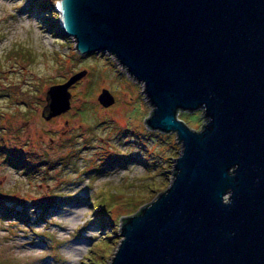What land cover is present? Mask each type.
Instances as JSON below:
<instances>
[{
	"label": "water",
	"instance_id": "water-1",
	"mask_svg": "<svg viewBox=\"0 0 264 264\" xmlns=\"http://www.w3.org/2000/svg\"><path fill=\"white\" fill-rule=\"evenodd\" d=\"M80 54L116 56L144 83L147 124L183 151L171 184L132 216L110 264H264V0H59ZM87 69L51 85L41 116L72 107ZM105 107L115 98L99 95ZM204 110L192 129L180 110Z\"/></svg>",
	"mask_w": 264,
	"mask_h": 264
},
{
	"label": "rangeland",
	"instance_id": "rangeland-1",
	"mask_svg": "<svg viewBox=\"0 0 264 264\" xmlns=\"http://www.w3.org/2000/svg\"><path fill=\"white\" fill-rule=\"evenodd\" d=\"M49 17L33 0H0V125L9 144L0 152V202L14 210L0 215V264H110L123 217L171 184L183 144L148 126L154 106L144 83L116 56L80 54ZM85 69L70 88L72 107L41 116L47 89ZM106 89L115 98L107 107L99 101ZM178 116L198 131L206 123L202 108ZM13 150L25 162L35 154L40 166L18 167Z\"/></svg>",
	"mask_w": 264,
	"mask_h": 264
},
{
	"label": "trees",
	"instance_id": "trees-1",
	"mask_svg": "<svg viewBox=\"0 0 264 264\" xmlns=\"http://www.w3.org/2000/svg\"><path fill=\"white\" fill-rule=\"evenodd\" d=\"M33 4L37 5L40 9H43L45 13H48L50 15V17L47 19L50 21V23H49L50 26L57 28V29L61 28L60 14L56 10L55 0H33ZM24 97L26 99H29V100L32 98L31 95L29 94V92H25ZM0 121H1V119H0ZM7 142H8V139L5 138L4 128L0 125V145H1L0 146V152L1 153H5V152L9 151L6 149V147H8V145H9ZM9 153H10L11 158L17 159L18 162L16 163V165L18 167L19 166L23 167V168L25 167V168H27L28 171L29 170L34 171L35 169H37L40 166V163L39 164L33 163L34 160L39 159V157H37L35 154H29V157H31V160H29V162H25L21 158H17V156L19 155L18 150H15V151L13 150L12 152H9ZM7 159H9V158H7ZM52 165H53L52 163L48 164L49 169H50V167H53ZM46 209H48V208H46ZM11 211L13 212L14 210H10V209L6 208L0 202V215L5 216V217H9V213H11ZM20 214H22V212L21 213L18 212L17 215L21 216ZM20 220H22V219H20Z\"/></svg>",
	"mask_w": 264,
	"mask_h": 264
},
{
	"label": "built area",
	"instance_id": "built-area-1",
	"mask_svg": "<svg viewBox=\"0 0 264 264\" xmlns=\"http://www.w3.org/2000/svg\"><path fill=\"white\" fill-rule=\"evenodd\" d=\"M58 6H59V4H58ZM58 6H57V8H58Z\"/></svg>",
	"mask_w": 264,
	"mask_h": 264
},
{
	"label": "bare ground",
	"instance_id": "bare-ground-1",
	"mask_svg": "<svg viewBox=\"0 0 264 264\" xmlns=\"http://www.w3.org/2000/svg\"><path fill=\"white\" fill-rule=\"evenodd\" d=\"M79 248V247H78Z\"/></svg>",
	"mask_w": 264,
	"mask_h": 264
}]
</instances>
